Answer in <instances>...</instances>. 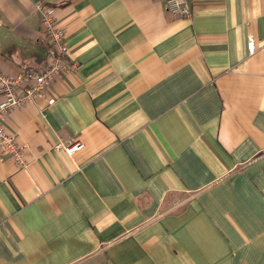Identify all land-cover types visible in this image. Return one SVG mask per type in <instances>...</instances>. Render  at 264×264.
I'll return each instance as SVG.
<instances>
[{
	"label": "crops",
	"instance_id": "0c3cea01",
	"mask_svg": "<svg viewBox=\"0 0 264 264\" xmlns=\"http://www.w3.org/2000/svg\"><path fill=\"white\" fill-rule=\"evenodd\" d=\"M164 1L0 0L3 73L44 64L38 2L78 65L5 117L0 264H264V0Z\"/></svg>",
	"mask_w": 264,
	"mask_h": 264
},
{
	"label": "built area",
	"instance_id": "2783aa9c",
	"mask_svg": "<svg viewBox=\"0 0 264 264\" xmlns=\"http://www.w3.org/2000/svg\"><path fill=\"white\" fill-rule=\"evenodd\" d=\"M164 8L177 18H186L191 14L188 0H165ZM36 9L41 30L47 41L43 66L22 69L14 75L5 74L0 70V162L5 158H11L19 167L28 165L25 146L5 127L7 113L35 102L39 97L47 98L48 89L57 76L78 69V65L68 58L69 47L65 41V31L58 24L55 7L38 2ZM246 46L251 54L254 51V40L251 35ZM55 146L71 154L82 149L83 143L75 140L63 144L59 141Z\"/></svg>",
	"mask_w": 264,
	"mask_h": 264
}]
</instances>
